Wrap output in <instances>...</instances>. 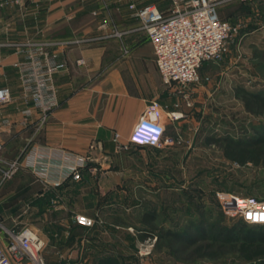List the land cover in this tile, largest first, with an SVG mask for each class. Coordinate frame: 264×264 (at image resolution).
I'll list each match as a JSON object with an SVG mask.
<instances>
[{
	"label": "rangeland",
	"instance_id": "rangeland-1",
	"mask_svg": "<svg viewBox=\"0 0 264 264\" xmlns=\"http://www.w3.org/2000/svg\"><path fill=\"white\" fill-rule=\"evenodd\" d=\"M149 3L164 11L171 6V0H143V4ZM218 10L220 17L233 26L228 50L220 61L203 65L201 82L190 84L179 93L174 91L179 88L173 87L179 97L177 103L182 116L175 126L170 125L163 144L146 147L130 144L127 149L120 150L115 143L120 151L118 158L135 161L129 167V182L114 185L110 197H115V206L103 215L92 216L95 224L88 228H96L105 220L115 226L116 238L112 237V240L116 245L108 254L115 255L120 264H264L260 259H243L236 241L221 234L225 227L235 225L237 219L222 213L216 197L217 191H224L264 199V163L240 165L224 155L227 137L250 141L264 133V115L247 112L235 91L237 86H244L264 92V0L228 2ZM44 42L16 44L23 47L27 43ZM19 59L0 68V86L11 89L12 100L7 106L21 98L24 106L21 112L28 104L14 65ZM184 94H188L191 105L187 104ZM4 118L7 117L0 116V120ZM27 145L23 146L24 151L3 147L0 151V180L10 163L22 162ZM84 154L91 155L90 152ZM81 181L50 188L28 170L18 169L10 179L0 181V235L4 232L8 243L7 228L21 230L29 226L43 239L42 231L51 229L48 241L52 245L57 240L54 234L59 228L48 226L51 219L57 220L55 212L65 205L61 191L69 184ZM84 201L90 202L89 198ZM144 212L156 215V229L164 227L191 234L195 242L186 247L176 243L173 249L164 247L160 250L155 244L147 256H141L140 243L149 237H140L141 230L148 227L143 221ZM44 242L41 251L44 264H98L101 256H108L101 251L99 258L92 255L88 258L84 251L82 257L78 254L65 260ZM199 245H207L209 255H196L194 249ZM47 249L50 251L49 261L44 255ZM25 264L37 263L26 261Z\"/></svg>",
	"mask_w": 264,
	"mask_h": 264
},
{
	"label": "crops",
	"instance_id": "crops-1",
	"mask_svg": "<svg viewBox=\"0 0 264 264\" xmlns=\"http://www.w3.org/2000/svg\"><path fill=\"white\" fill-rule=\"evenodd\" d=\"M0 1V68L21 58L14 47L17 42L39 40L55 43L50 50L62 64L55 75L59 106L41 128L38 110H34L28 125L21 123V98L9 107L0 106V116L11 120L3 133V147L22 151L26 144L27 148L41 144L90 152L92 156V170H86L80 183L69 184L61 191L65 205L55 212L58 218L51 219L48 226L59 228L54 234L57 240L50 245L51 229L43 230L41 237L46 247L65 260L78 254L82 257L84 251L88 258L98 257L101 251L108 254L116 245L112 240L116 238L115 226L105 220L96 228H88L78 224L75 216L92 217L110 211L115 206V197H110L112 188L129 182V167L135 161L118 158L114 134L119 132L123 140L128 139L150 100H160L169 110L176 109L179 101L178 95L163 84L153 46L129 8V3L143 5V0ZM104 20L122 31V37H104L99 28ZM70 39L86 40L56 45ZM80 57L89 62L78 66ZM165 123L168 130L176 121L165 119ZM88 198L90 202L85 203ZM0 238L2 245H7L4 232ZM48 252L45 250L44 255L49 261Z\"/></svg>",
	"mask_w": 264,
	"mask_h": 264
},
{
	"label": "built area",
	"instance_id": "built-area-1",
	"mask_svg": "<svg viewBox=\"0 0 264 264\" xmlns=\"http://www.w3.org/2000/svg\"><path fill=\"white\" fill-rule=\"evenodd\" d=\"M19 2L20 0H16ZM246 2L247 0H171L168 10L160 9L156 4L138 5L129 3L132 15L144 30L154 50L155 62L165 87L182 92L190 84L201 82L200 70L206 62L220 61L228 50V40L233 26L220 17L218 7L228 2ZM2 4L0 3V6ZM99 28L104 37L121 38L123 32L112 28L104 20ZM112 29V30H111ZM111 30V31H110ZM86 39H70L57 42L56 45L68 46ZM55 43H27L25 46L15 44L19 59L14 65L19 72L24 98L28 104L21 111V123H30L34 110L40 112L39 128L50 112L59 106L58 88L55 75L61 69L50 46ZM88 58L76 60L78 66L86 65ZM208 79V78H207ZM176 92V93H177ZM183 97L191 105L188 94ZM12 100L9 86H0V106ZM174 110H168L160 100L152 99L135 123L126 142L121 134H114V142L120 150L127 149L130 144L139 146H161L167 133L165 119L177 121L182 114L179 103ZM11 125L9 118L0 120V151L3 149L2 133ZM94 146L90 145V149ZM90 154H82L65 148L35 144L28 147L22 162L10 163L3 170L1 183L10 179L14 173L24 168L37 180L50 188H60L67 182H78L82 172L92 170ZM216 197L225 216L241 219L249 225L264 224V199L253 196L243 197L230 192L217 191ZM76 222L85 227L95 224V219L77 214ZM9 242L0 244V264H25L31 261L44 264L41 251L44 240L29 226L21 230L6 229ZM157 237H147L140 243V255L147 256L155 247Z\"/></svg>",
	"mask_w": 264,
	"mask_h": 264
},
{
	"label": "trees",
	"instance_id": "trees-1",
	"mask_svg": "<svg viewBox=\"0 0 264 264\" xmlns=\"http://www.w3.org/2000/svg\"><path fill=\"white\" fill-rule=\"evenodd\" d=\"M235 91L236 97L243 101L247 112L255 115H264V92L252 91L244 86H237ZM225 140L224 155L229 160L240 165H245L249 162L256 165L264 163L263 132L250 141L233 137H227ZM85 172L86 170L82 172L81 180H83ZM143 221L148 227L141 230L140 237L154 236L156 234L158 239L156 248L159 250L164 247L173 249L176 243L186 247L195 242L194 236L191 234H182L179 231L164 227L156 229V215L154 213L144 212ZM221 234L236 241L238 244L237 250L243 259L246 261L260 259L264 263V224L249 225L243 220L237 219L235 225L225 227L224 230H221ZM206 248L207 245H199L194 249V253L199 256L209 255L206 252ZM98 264H120V262L115 255H109L100 257Z\"/></svg>",
	"mask_w": 264,
	"mask_h": 264
}]
</instances>
